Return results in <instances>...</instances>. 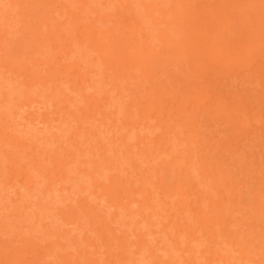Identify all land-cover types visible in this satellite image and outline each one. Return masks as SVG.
Instances as JSON below:
<instances>
[{"label": "rangeland", "instance_id": "374dc122", "mask_svg": "<svg viewBox=\"0 0 264 264\" xmlns=\"http://www.w3.org/2000/svg\"><path fill=\"white\" fill-rule=\"evenodd\" d=\"M0 264H264V0H0Z\"/></svg>", "mask_w": 264, "mask_h": 264}]
</instances>
